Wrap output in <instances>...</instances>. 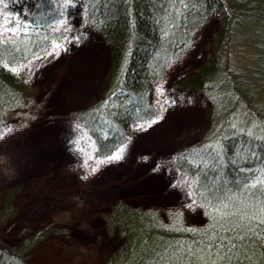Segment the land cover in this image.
Returning a JSON list of instances; mask_svg holds the SVG:
<instances>
[{
    "label": "trees",
    "instance_id": "16d2710c",
    "mask_svg": "<svg viewBox=\"0 0 264 264\" xmlns=\"http://www.w3.org/2000/svg\"><path fill=\"white\" fill-rule=\"evenodd\" d=\"M85 1L110 62L100 97L74 112L100 159L122 146L135 128L161 115L155 81L194 48L198 31L221 16V7L228 5L237 23L264 21V0ZM2 7L0 1V13ZM60 17L54 0H38L26 21L17 24L16 34L0 37V122L3 115L29 108L25 63L44 57L55 44L84 41L76 28L58 27ZM230 33L228 25L215 32L213 55L172 86L173 91L201 90L213 103L210 129L178 151L174 162L206 223L189 225L180 211L137 208L119 200L103 214L106 233L120 238L104 264H264V40L254 56L252 80L216 78ZM222 111L225 118L217 123ZM18 190L7 192L3 221L16 214ZM53 231L61 229L27 232L18 247L0 240V264H31L25 253Z\"/></svg>",
    "mask_w": 264,
    "mask_h": 264
},
{
    "label": "rangeland",
    "instance_id": "374dc122",
    "mask_svg": "<svg viewBox=\"0 0 264 264\" xmlns=\"http://www.w3.org/2000/svg\"><path fill=\"white\" fill-rule=\"evenodd\" d=\"M0 1V37L16 34L17 24L26 21L38 2ZM54 1L61 13L56 25L76 28L84 41L72 38L55 44L44 57L25 63L29 108L2 116L0 212L8 190H19L13 201L16 214L6 221L0 217L1 242L18 247L27 232L50 226L61 231L51 232L30 248L24 255L26 261L104 264L120 238L106 233L103 214L119 200L137 208L174 209L189 225L205 224L189 181L174 162L178 151L199 142L210 129L213 103L201 90L173 91L172 86L208 61L213 55L214 34L224 25L231 33L216 78L237 75L252 80L257 64L254 56L264 40V21L243 18L237 23L228 5L221 7V16L198 31L194 48L173 61L155 81L154 96L161 115L152 124L135 128L122 146L100 159L74 111L100 97L109 48L91 26L85 0ZM221 113L216 114L217 123L225 118Z\"/></svg>",
    "mask_w": 264,
    "mask_h": 264
}]
</instances>
